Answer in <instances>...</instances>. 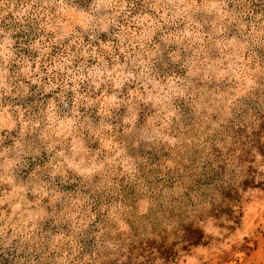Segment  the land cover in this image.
Returning <instances> with one entry per match:
<instances>
[{
  "label": "clouds",
  "instance_id": "1",
  "mask_svg": "<svg viewBox=\"0 0 264 264\" xmlns=\"http://www.w3.org/2000/svg\"><path fill=\"white\" fill-rule=\"evenodd\" d=\"M0 264H264V0H0Z\"/></svg>",
  "mask_w": 264,
  "mask_h": 264
},
{
  "label": "rangeland",
  "instance_id": "2",
  "mask_svg": "<svg viewBox=\"0 0 264 264\" xmlns=\"http://www.w3.org/2000/svg\"><path fill=\"white\" fill-rule=\"evenodd\" d=\"M237 255H238V256H242V255H243V253H237Z\"/></svg>",
  "mask_w": 264,
  "mask_h": 264
}]
</instances>
